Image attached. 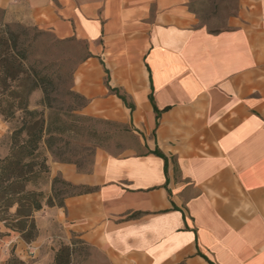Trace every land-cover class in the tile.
<instances>
[{"label":"crops","instance_id":"obj_1","mask_svg":"<svg viewBox=\"0 0 264 264\" xmlns=\"http://www.w3.org/2000/svg\"><path fill=\"white\" fill-rule=\"evenodd\" d=\"M190 2L0 0V24L86 45L85 113L129 126L144 150L98 151L87 173L52 162L51 179L96 191L36 212L31 243L0 220V264H54L74 238L91 264H264V0H240L215 33Z\"/></svg>","mask_w":264,"mask_h":264},{"label":"trees","instance_id":"obj_2","mask_svg":"<svg viewBox=\"0 0 264 264\" xmlns=\"http://www.w3.org/2000/svg\"><path fill=\"white\" fill-rule=\"evenodd\" d=\"M189 8L196 15L193 0ZM25 33L21 27L13 29L7 26L5 30H0V119L18 123L10 136V153L0 160V220L19 233L25 242L31 243L38 237L34 218L36 212L44 206L62 208L67 198L93 193L96 189L76 186L60 177L51 179L47 158H41L42 145L55 154L57 136L67 131V124L61 122L54 128L49 121L54 102L57 101L52 96L56 83L53 76L46 72L47 69L29 63V47L23 39ZM109 89L134 110V105L128 102L126 96L118 90ZM37 91L43 93L39 106L44 109L41 111L31 109V98ZM67 94L83 101L84 106L88 104V100L77 92L69 91ZM150 99L154 104L153 96ZM154 109L159 119L161 113L155 105ZM46 110L49 112L47 116ZM152 153L165 160L167 170V158L158 150ZM59 162L67 163L63 160ZM46 175L51 183L50 193L29 190ZM13 208H16L14 214L11 213ZM138 216L133 214L129 218ZM72 256V247L62 245L55 254L54 264H72ZM7 264L24 263L12 257Z\"/></svg>","mask_w":264,"mask_h":264},{"label":"rangeland","instance_id":"obj_3","mask_svg":"<svg viewBox=\"0 0 264 264\" xmlns=\"http://www.w3.org/2000/svg\"><path fill=\"white\" fill-rule=\"evenodd\" d=\"M197 10L196 15L200 24L211 32H221L230 29L233 20L240 13V0H193ZM8 27L24 30V40L29 47V63L53 76L56 87L52 93L54 102L51 111L52 126L56 128L61 122L66 123L67 131L57 136L58 142L55 154L41 146V158H47L50 168L52 162L64 161L75 165L82 172H91L98 151L119 155L123 153L143 152L142 144L129 126L113 121L89 116L84 102L67 94L74 91V77L78 67L87 57L86 45L80 42H61L52 34L37 30L35 27L12 22L0 24V30ZM43 93L37 91L31 98V109L44 108L39 106ZM46 116L48 111L46 110ZM0 160L9 155L11 149L10 136L18 126L17 121L7 122L0 119ZM57 154V155H56ZM61 178V177H60ZM49 179L47 175L37 181L29 190H43L48 192ZM49 193V192H48ZM72 264H91L95 261V254L91 248L79 239H73Z\"/></svg>","mask_w":264,"mask_h":264}]
</instances>
